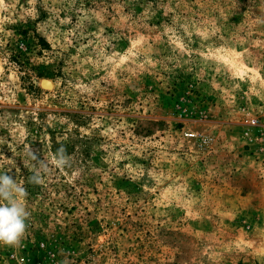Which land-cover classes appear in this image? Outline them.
<instances>
[{"label": "rangeland", "instance_id": "1", "mask_svg": "<svg viewBox=\"0 0 264 264\" xmlns=\"http://www.w3.org/2000/svg\"><path fill=\"white\" fill-rule=\"evenodd\" d=\"M3 174L0 264H264V0H0Z\"/></svg>", "mask_w": 264, "mask_h": 264}, {"label": "clouds", "instance_id": "2", "mask_svg": "<svg viewBox=\"0 0 264 264\" xmlns=\"http://www.w3.org/2000/svg\"><path fill=\"white\" fill-rule=\"evenodd\" d=\"M25 197L23 186L7 174L0 175V245L18 246L24 237L30 215Z\"/></svg>", "mask_w": 264, "mask_h": 264}, {"label": "trees", "instance_id": "3", "mask_svg": "<svg viewBox=\"0 0 264 264\" xmlns=\"http://www.w3.org/2000/svg\"><path fill=\"white\" fill-rule=\"evenodd\" d=\"M33 41H34V42L36 43V45H38V46H45V45H46L44 39L41 38V37L38 36V35H35V36H34Z\"/></svg>", "mask_w": 264, "mask_h": 264}, {"label": "bare ground", "instance_id": "4", "mask_svg": "<svg viewBox=\"0 0 264 264\" xmlns=\"http://www.w3.org/2000/svg\"><path fill=\"white\" fill-rule=\"evenodd\" d=\"M46 83H47V84H46ZM48 84H49L48 81H44V82H43V86H45V87L48 86Z\"/></svg>", "mask_w": 264, "mask_h": 264}, {"label": "water", "instance_id": "5", "mask_svg": "<svg viewBox=\"0 0 264 264\" xmlns=\"http://www.w3.org/2000/svg\"><path fill=\"white\" fill-rule=\"evenodd\" d=\"M43 81H44V80H42V81L40 82V86H41V87H43Z\"/></svg>", "mask_w": 264, "mask_h": 264}, {"label": "built area", "instance_id": "6", "mask_svg": "<svg viewBox=\"0 0 264 264\" xmlns=\"http://www.w3.org/2000/svg\"><path fill=\"white\" fill-rule=\"evenodd\" d=\"M191 136H192V135H191ZM191 136H190V137H191Z\"/></svg>", "mask_w": 264, "mask_h": 264}]
</instances>
